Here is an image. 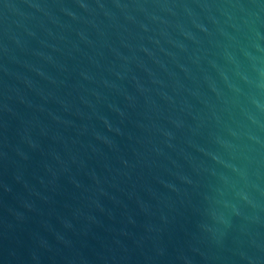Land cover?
<instances>
[{
	"label": "water",
	"instance_id": "95a60500",
	"mask_svg": "<svg viewBox=\"0 0 264 264\" xmlns=\"http://www.w3.org/2000/svg\"><path fill=\"white\" fill-rule=\"evenodd\" d=\"M0 264H264V0H0Z\"/></svg>",
	"mask_w": 264,
	"mask_h": 264
}]
</instances>
